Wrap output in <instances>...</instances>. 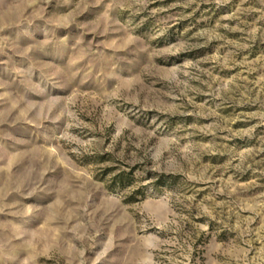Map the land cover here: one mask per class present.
<instances>
[{"label": "rangeland", "instance_id": "rangeland-1", "mask_svg": "<svg viewBox=\"0 0 264 264\" xmlns=\"http://www.w3.org/2000/svg\"><path fill=\"white\" fill-rule=\"evenodd\" d=\"M0 264H264V0H0Z\"/></svg>", "mask_w": 264, "mask_h": 264}]
</instances>
